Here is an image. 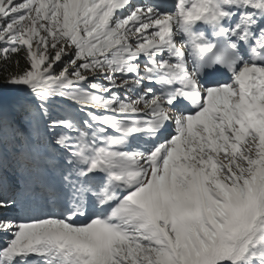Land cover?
Returning a JSON list of instances; mask_svg holds the SVG:
<instances>
[{
	"label": "snow or ice",
	"instance_id": "snow-or-ice-1",
	"mask_svg": "<svg viewBox=\"0 0 264 264\" xmlns=\"http://www.w3.org/2000/svg\"><path fill=\"white\" fill-rule=\"evenodd\" d=\"M0 61V264H264V0H0Z\"/></svg>",
	"mask_w": 264,
	"mask_h": 264
},
{
	"label": "trees",
	"instance_id": "trees-1",
	"mask_svg": "<svg viewBox=\"0 0 264 264\" xmlns=\"http://www.w3.org/2000/svg\"><path fill=\"white\" fill-rule=\"evenodd\" d=\"M6 65L3 63V61H0V78H2L4 75H6L7 73L4 71ZM14 68H9L8 72L13 71Z\"/></svg>",
	"mask_w": 264,
	"mask_h": 264
},
{
	"label": "rangeland",
	"instance_id": "rangeland-1",
	"mask_svg": "<svg viewBox=\"0 0 264 264\" xmlns=\"http://www.w3.org/2000/svg\"><path fill=\"white\" fill-rule=\"evenodd\" d=\"M9 92V93H8ZM7 93V94H6ZM12 92H11V90H9V89H5L4 90V94H5V96H8L9 97V95L11 94Z\"/></svg>",
	"mask_w": 264,
	"mask_h": 264
},
{
	"label": "bare ground",
	"instance_id": "bare-ground-1",
	"mask_svg": "<svg viewBox=\"0 0 264 264\" xmlns=\"http://www.w3.org/2000/svg\"><path fill=\"white\" fill-rule=\"evenodd\" d=\"M12 95V93L9 95V97Z\"/></svg>",
	"mask_w": 264,
	"mask_h": 264
}]
</instances>
